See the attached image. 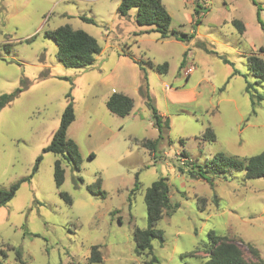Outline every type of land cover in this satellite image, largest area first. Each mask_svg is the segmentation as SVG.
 <instances>
[{
  "label": "rangeland",
  "instance_id": "374dc122",
  "mask_svg": "<svg viewBox=\"0 0 264 264\" xmlns=\"http://www.w3.org/2000/svg\"><path fill=\"white\" fill-rule=\"evenodd\" d=\"M120 2L0 0V96L20 90L0 108V191L28 177L41 157L36 174L0 207V264H17L6 245L19 250L25 264H90L94 246L101 256L97 264L150 261L151 256L135 255L133 232L146 228L145 191L160 179L167 180L170 204L178 207L156 225L163 238L151 242L157 264L205 262L210 231L238 243L249 264H264V179L246 180L243 172L205 179L186 173L216 154L245 162L264 150V99L253 105L245 92L247 83L256 82L246 57L257 55L264 62V52H258L264 34L256 22L258 12L264 24V0H161L170 30L190 37L187 42L160 40L152 32L136 35L149 28L136 24V9L119 16ZM195 9L200 11L196 26ZM233 20L243 23L242 34ZM64 25L96 39L103 53L91 66L70 69L58 62L56 45L43 34ZM123 53L141 63L136 69L143 91L147 88L151 105L168 120L154 153L132 140L159 137L144 93H132L133 108L125 117L111 114L104 103L110 88L100 80ZM148 62L166 63V73ZM189 67L193 71L185 75ZM254 88L264 97V82ZM170 90L180 95L168 98ZM68 94L76 122L67 137L77 144L81 164L76 172L62 162L64 181L57 189L58 157L43 150L59 126ZM88 108L109 129L93 127ZM208 128L214 141L204 137Z\"/></svg>",
  "mask_w": 264,
  "mask_h": 264
},
{
  "label": "trees",
  "instance_id": "16d2710c",
  "mask_svg": "<svg viewBox=\"0 0 264 264\" xmlns=\"http://www.w3.org/2000/svg\"><path fill=\"white\" fill-rule=\"evenodd\" d=\"M197 8L201 9L200 6ZM131 9H136V24L139 27L149 28L146 31L136 33V35H143L152 32L156 33L160 40L174 38L177 41H189L190 37L185 34L178 35L174 30H170L171 17L161 0H121L117 12L119 16L125 17ZM199 14L200 11L195 9L193 13V17H195V26L199 24ZM80 19L87 23H93L92 20L84 17H81ZM256 22L264 34V24L260 21L258 12L256 14ZM232 23L236 27L238 33L242 34L245 31V27L241 21L233 20ZM43 36L54 42L57 48L56 58L65 68L78 69L89 67L93 64L94 57L101 52V48L96 39L84 31L74 30L68 25L57 27L52 31H46ZM5 50L8 52L10 51L7 46L5 47ZM258 52L260 54L264 52V45L258 49ZM123 55L131 58L128 53H123ZM184 57H186V54H184ZM185 59L186 58H183L179 69L184 67ZM246 62L249 73L256 80L253 84L247 83L245 86V92L251 96L252 104L254 105L255 102H260L264 99V97L258 94L254 88V85L264 82V62L259 56L253 54L246 57ZM134 63L141 64L139 61L135 60ZM147 64L150 68L160 74L166 73L168 67L166 63L161 66H153L150 62ZM140 69L142 70V67H140ZM139 91L140 93H144L146 106L151 110L154 126L157 128L159 137L153 140L137 138H133L132 140L133 143L140 148L154 153L157 150L158 140L161 137L160 133L162 132V124L167 129L168 120L159 116L158 112L151 105L147 88L143 91V87L141 86ZM19 92L20 90H16L11 94L1 95L0 108L8 104ZM106 108L113 115L125 117L130 114L133 108V100L122 93L115 92L106 101ZM74 119L75 114L72 100L68 94L67 104L61 114L59 126L53 133L49 145L43 150V152L51 153L58 157L53 166V179L57 189L61 187L64 181V168L62 162L70 164L72 170L76 172L80 171L81 157L78 146L73 140L67 137L68 127L73 123ZM204 137L209 141L215 140V136L210 128L205 131ZM181 155L186 159L185 152H182ZM89 157L93 158V155L90 154ZM40 161L41 157H38L28 177L17 181L11 185L8 190L0 191V207L6 205L14 197L22 183L30 181V179L36 174ZM195 168L196 170L192 168V170H187L186 173L190 177L205 179L208 174L224 176L225 174L233 172H243L246 180L264 179V150L258 155L250 156L245 162L236 157L216 154L203 166H197ZM179 171L181 173L184 172L182 168H179ZM78 181L82 183V179L78 178ZM100 184L101 180L97 179L95 185L99 187ZM137 185L138 181L136 177L135 187H137ZM88 189L90 190V187H88ZM59 196L67 205H72V200L68 194L60 191ZM144 203L146 208V228L135 229L133 232V242L135 245L134 253L138 257L151 256V260L144 262V264H157L158 260L152 255L151 242L157 240L159 243H163V238L162 232L156 228V225L163 216H171L178 206H172L170 204L169 188L166 179H160L153 182L151 186L146 189ZM208 239L209 244L206 251L208 259L201 264H249L245 259L242 248L234 240H231L228 237L218 236L213 231L208 233ZM6 248L7 250H12L14 252L17 264H25L19 250H15L8 245H6ZM247 249L253 254V256L258 257L256 249L251 245H247ZM196 253L198 252L195 251L194 254ZM4 257H6V255H4ZM88 261L90 264L101 262L99 246L91 248Z\"/></svg>",
  "mask_w": 264,
  "mask_h": 264
},
{
  "label": "crops",
  "instance_id": "0c3cea01",
  "mask_svg": "<svg viewBox=\"0 0 264 264\" xmlns=\"http://www.w3.org/2000/svg\"><path fill=\"white\" fill-rule=\"evenodd\" d=\"M102 53H103V50H101V52L98 55L100 56ZM104 61L105 59L102 60V62ZM100 82H101V85H104L106 87L108 86L110 88V91L107 92L106 97H105L106 99L104 100L105 106H106V101L113 93L115 92L122 93L132 99L131 97L132 93H136V92L138 93L140 90V87L142 86L141 81H140V76L138 75V72L136 69V64L134 63V59L132 60L131 58L123 54L117 57V60L113 68L110 69V71L100 80ZM162 83L165 84L164 81ZM168 95H169L168 98H171L175 95H180V93L176 92L175 90L173 91L170 90ZM87 111L90 112L91 114L90 118L91 117L94 118L93 121L95 124L93 127L102 126V128L105 130L109 129L105 127L103 123H101V119L94 116V112L92 109L88 108ZM158 115L161 116L162 118L166 117L165 113H161L159 111H158ZM102 117H104V114L102 115ZM75 120L76 119H74L73 123L68 127V130H67L68 136H69L70 127L76 122ZM102 145L105 146L106 144L103 143Z\"/></svg>",
  "mask_w": 264,
  "mask_h": 264
},
{
  "label": "built area",
  "instance_id": "2783aa9c",
  "mask_svg": "<svg viewBox=\"0 0 264 264\" xmlns=\"http://www.w3.org/2000/svg\"><path fill=\"white\" fill-rule=\"evenodd\" d=\"M192 71H193V67H189V68L186 70L185 75L190 74Z\"/></svg>",
  "mask_w": 264,
  "mask_h": 264
}]
</instances>
